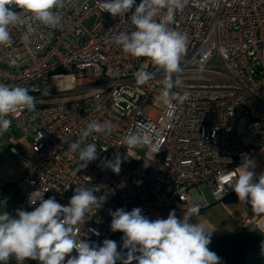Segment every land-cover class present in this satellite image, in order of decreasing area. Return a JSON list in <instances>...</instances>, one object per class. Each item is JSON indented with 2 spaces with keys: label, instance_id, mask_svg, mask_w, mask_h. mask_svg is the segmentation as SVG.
I'll use <instances>...</instances> for the list:
<instances>
[{
  "label": "built area",
  "instance_id": "built-area-1",
  "mask_svg": "<svg viewBox=\"0 0 264 264\" xmlns=\"http://www.w3.org/2000/svg\"><path fill=\"white\" fill-rule=\"evenodd\" d=\"M99 4L65 0L55 29L22 13L26 22L12 26L10 43L0 45V83L36 98L35 111L8 117L26 145L22 152L10 148L22 174L13 184L22 200L11 214L34 210L41 198L68 205L75 188L95 186L94 195L107 198L87 214L81 239L99 246L114 240L122 251L123 233L111 230L110 211L140 207L154 220L157 210H202L204 190L222 203L235 194L228 185L244 158L264 151V0H189L169 25L188 41L171 76L114 43L119 32L135 30L128 17L136 5L124 20ZM141 68L156 73L144 85L135 78ZM92 122H109L112 131L87 138L98 159L77 171L82 162L69 145ZM133 135L141 142L128 146ZM116 156L119 173L104 164ZM254 218L243 216L241 229Z\"/></svg>",
  "mask_w": 264,
  "mask_h": 264
},
{
  "label": "clouds",
  "instance_id": "clouds-1",
  "mask_svg": "<svg viewBox=\"0 0 264 264\" xmlns=\"http://www.w3.org/2000/svg\"><path fill=\"white\" fill-rule=\"evenodd\" d=\"M189 0H100L102 11L113 17L124 19L126 14L135 30H124L114 36V43L122 51L136 58H147L158 70L167 76L180 71V63L187 49V36L169 27L175 20L177 10L183 9ZM65 7V0H0V45L11 41L10 28L26 21L22 13L34 23L50 28L61 24L62 16L58 11ZM19 9L20 11H14ZM161 16L158 21L156 17ZM33 27L29 24V31ZM15 63V61H13ZM156 73L143 68L135 72L138 85H144L154 79ZM171 85L166 84L162 98L167 102ZM29 112L36 109V98L22 86H8L0 83V135L11 127L8 117L18 110ZM112 125L92 122L81 130L79 140L69 145L78 152L80 169L98 159L94 143H85L93 133H110ZM141 141L137 136L125 138L128 146H135ZM122 159L116 156L105 166L114 173H119ZM254 161L248 157L235 174V182L229 187L238 200L250 204L257 214H264V173L258 181L254 180ZM229 173H235L229 172ZM95 186L74 189L68 205L58 203L55 197L40 199L39 205L32 211L16 210L12 216L8 211H0V264H7L14 258L17 264H24L26 259L39 261V264H221V258L209 249L213 231L198 223H193L199 215V205L188 207L183 218L177 217L175 210L170 211L166 219L150 220L140 207L131 211L119 208L110 211V228L113 232L123 233L122 251L117 250V242L105 239L102 246L90 244L81 239V226L86 216L99 200L94 193ZM75 250L76 255H70ZM264 253V245H262Z\"/></svg>",
  "mask_w": 264,
  "mask_h": 264
},
{
  "label": "crops",
  "instance_id": "crops-1",
  "mask_svg": "<svg viewBox=\"0 0 264 264\" xmlns=\"http://www.w3.org/2000/svg\"><path fill=\"white\" fill-rule=\"evenodd\" d=\"M255 167L250 169L255 172L254 180L258 181L261 173H264V151L258 152L252 158ZM239 172L241 169H238ZM22 176V175H21ZM10 183V182H7ZM14 184V183H13ZM205 192L207 195L205 196ZM207 203L205 208L194 216L193 223L202 225L212 232L209 249L221 258V264H264V214L255 213L250 204L238 200L236 194H232L222 203H216L209 196L208 190L203 191ZM22 200L21 193L16 189H5L0 185V211H8L11 214L13 203ZM170 209L157 210L155 218L166 219ZM178 218L182 219L186 211L175 210ZM12 215V214H11ZM255 217L253 222L245 229H241L243 216ZM243 237L234 241L220 240L229 237ZM7 264H17L14 258H10ZM24 264H29L26 259Z\"/></svg>",
  "mask_w": 264,
  "mask_h": 264
},
{
  "label": "rangeland",
  "instance_id": "rangeland-1",
  "mask_svg": "<svg viewBox=\"0 0 264 264\" xmlns=\"http://www.w3.org/2000/svg\"><path fill=\"white\" fill-rule=\"evenodd\" d=\"M25 146L24 140H22L13 124L6 133L0 135V185L7 182L17 183L22 178V174L15 166L16 160L10 152V148L13 147L22 152ZM206 195L207 192H205Z\"/></svg>",
  "mask_w": 264,
  "mask_h": 264
},
{
  "label": "trees",
  "instance_id": "trees-1",
  "mask_svg": "<svg viewBox=\"0 0 264 264\" xmlns=\"http://www.w3.org/2000/svg\"><path fill=\"white\" fill-rule=\"evenodd\" d=\"M3 188H5V189H14V187H13V183H5V184H3V185H1ZM241 237H243L242 235H240V236H237V237H229V238H225V239H220V240H226L227 242L228 241H234V240H236V239H239V238H241ZM29 264H36L35 262H34V260H31V259H29Z\"/></svg>",
  "mask_w": 264,
  "mask_h": 264
},
{
  "label": "water",
  "instance_id": "water-1",
  "mask_svg": "<svg viewBox=\"0 0 264 264\" xmlns=\"http://www.w3.org/2000/svg\"><path fill=\"white\" fill-rule=\"evenodd\" d=\"M19 9H14V11H18Z\"/></svg>",
  "mask_w": 264,
  "mask_h": 264
}]
</instances>
